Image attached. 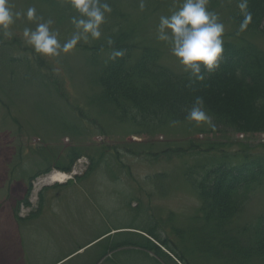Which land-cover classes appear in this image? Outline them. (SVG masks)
<instances>
[{
    "label": "rangeland",
    "instance_id": "obj_1",
    "mask_svg": "<svg viewBox=\"0 0 264 264\" xmlns=\"http://www.w3.org/2000/svg\"><path fill=\"white\" fill-rule=\"evenodd\" d=\"M70 1L59 0L58 9L43 0H9L13 11L25 15L11 25V37L1 32L0 264H53L72 253L58 264H166L142 248L135 253L123 248L101 257L106 246L135 240L136 234H145L142 229L155 228L161 236L177 239L172 227L196 224L201 215L194 181L220 163V150L238 155L244 154L246 145L253 152L263 150L264 134L243 138L233 131H214L207 123L150 130L119 121L114 107L100 100L102 89L94 78L96 65L108 54L103 51L94 60L91 47L120 29L134 36L140 47L157 48L163 65L188 72L172 54L171 44L157 38L160 17L170 16L183 0H115L118 10L105 13L100 39L81 40L58 56L36 53L25 43L23 30H35L37 24L51 20L50 28L63 44L76 32L73 17H80L69 10ZM235 6L232 0L208 2V10L225 26L224 44H252L264 50V33L236 34L231 19ZM29 8L36 10L31 21L26 16ZM39 57L47 65L38 67ZM191 141L202 149L218 146L209 152L188 150ZM74 147L86 158L79 164V174L66 184L39 188L38 180L47 173L41 174L33 181L31 205L22 202L30 177L49 166L50 175L58 171L56 164L64 163ZM263 214L260 186L251 192L236 226L251 229Z\"/></svg>",
    "mask_w": 264,
    "mask_h": 264
},
{
    "label": "trees",
    "instance_id": "obj_2",
    "mask_svg": "<svg viewBox=\"0 0 264 264\" xmlns=\"http://www.w3.org/2000/svg\"><path fill=\"white\" fill-rule=\"evenodd\" d=\"M43 1L60 8L59 0ZM209 1L215 4V0ZM232 1L236 5L231 14L237 27L236 34L264 33L261 28L264 22V0ZM104 2L111 6V14L117 12V1ZM241 4L245 6L243 10ZM69 10L78 12L72 7L71 1ZM247 16L251 20L241 30L240 26ZM1 35L0 32V45ZM109 39L112 40L111 44L108 43ZM223 47L218 67L212 71L202 68L204 79L198 80L189 72L178 73L163 65L157 48L140 47L130 33L120 29L110 32L103 42L90 49L94 60L103 51L108 54L105 61L95 68L94 78L102 89L100 100L114 107L117 113L114 116L119 121L150 130L181 124L195 128L207 123L214 131H233L245 134L248 138L264 134V50L252 44L236 46L227 43ZM115 52H121L122 55L114 56ZM12 60L20 61L16 58ZM36 63L38 67L47 65L42 57L37 58ZM14 73L12 71V76ZM30 78L29 75L25 77L27 82ZM55 88L59 90L57 86ZM197 97L203 99V110L210 120L197 122L187 118ZM190 143L188 150L209 152L218 146L210 144L208 148L202 149L198 144ZM245 148L247 151L243 155L220 150L223 152L220 163L209 168L201 179L194 181L201 201V215L196 217V224L186 228L173 226V234L177 239L163 237L155 228L142 229L145 234H136L135 240L123 239L106 246L101 259L109 252L123 248L133 249L129 250L132 253L142 248L166 264H177L173 256L162 248L165 247L182 264H264V214L251 229L236 226L238 218L245 212L251 192L256 187L264 186V149L253 152L250 151L251 146L246 145ZM83 153L82 149L74 147L65 155L64 163L60 162L55 167L69 172ZM225 157L234 158L235 161L222 160ZM50 170L51 166L46 167L30 177L28 192L22 201L27 206L31 205L29 197L34 179ZM191 177L188 175V178ZM157 258L153 260L158 263Z\"/></svg>",
    "mask_w": 264,
    "mask_h": 264
},
{
    "label": "clouds",
    "instance_id": "obj_3",
    "mask_svg": "<svg viewBox=\"0 0 264 264\" xmlns=\"http://www.w3.org/2000/svg\"><path fill=\"white\" fill-rule=\"evenodd\" d=\"M209 0H183L182 6L170 16H161L157 28V38L171 44V51L179 59L191 76L203 80L202 68L212 71L218 67V62L224 51L223 35L225 26L219 21L215 12L208 10ZM71 5L80 17H73L72 23L76 32L71 39L63 44L58 39V34L51 30L52 21L37 24L35 30L25 28L23 39L36 53L44 56H58L61 51L67 53L81 40L89 38L98 40L102 36L101 25L105 22V13L112 11L111 6L104 0H71ZM141 9L144 4L141 3ZM241 9L245 7L240 5ZM23 15L22 12L13 11L9 0H0V32L11 37V25ZM29 21L36 18L35 8L26 12ZM251 17L247 16L241 24L245 29ZM109 44L112 40L109 39ZM122 55L115 52L114 56ZM188 119L197 122L207 121L210 118L203 110V99L197 97L195 105L188 114Z\"/></svg>",
    "mask_w": 264,
    "mask_h": 264
},
{
    "label": "bare ground",
    "instance_id": "obj_4",
    "mask_svg": "<svg viewBox=\"0 0 264 264\" xmlns=\"http://www.w3.org/2000/svg\"><path fill=\"white\" fill-rule=\"evenodd\" d=\"M65 175H61V176H55L54 179H58V178H65Z\"/></svg>",
    "mask_w": 264,
    "mask_h": 264
},
{
    "label": "crops",
    "instance_id": "obj_5",
    "mask_svg": "<svg viewBox=\"0 0 264 264\" xmlns=\"http://www.w3.org/2000/svg\"><path fill=\"white\" fill-rule=\"evenodd\" d=\"M61 260V259H60ZM60 260H57L56 262H54L53 264H56L57 262H59Z\"/></svg>",
    "mask_w": 264,
    "mask_h": 264
}]
</instances>
